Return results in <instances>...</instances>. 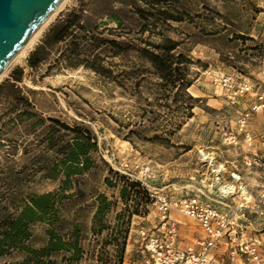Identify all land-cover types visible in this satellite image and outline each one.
<instances>
[{
	"label": "rangeland",
	"instance_id": "374dc122",
	"mask_svg": "<svg viewBox=\"0 0 264 264\" xmlns=\"http://www.w3.org/2000/svg\"><path fill=\"white\" fill-rule=\"evenodd\" d=\"M69 6L95 14L132 53L131 68L123 75L112 98L98 105L84 135L73 141L81 142L90 133L96 140L99 155L109 167L130 182L139 184L152 200L145 209H139V212H147L146 217H134L131 221L125 253L126 256L129 247L130 263L144 262L138 233L141 229L151 230L156 226L158 213L154 205L157 199L172 203L183 198H196L206 207L226 216H236L237 237L243 234L255 246L264 264V173L246 168L242 161L246 156L264 161V112L255 115L250 123L249 131L254 138L251 147L237 134V120L244 111L251 110L255 103V90H251L257 88L264 75V0H180L177 7L183 14V23H169V27L155 24V28L152 23L148 25L144 39L164 34L180 44L178 52L191 62L189 80L192 87L188 94L195 102L187 103V106L194 107L192 119L177 117V124L183 123L184 126L169 144L135 141L134 146L114 136L113 130L118 127L110 119V114L122 112L125 116L119 120L127 121V112H131L136 103L123 90L131 86V74L144 66L139 61L141 47L137 40L142 38L140 28L133 23L118 26L112 22L101 0H72ZM61 16L59 12L55 21ZM153 40L159 41L158 38ZM227 84L232 88L227 89ZM243 85L251 90L242 101H237L234 94ZM144 99L152 101L153 98L144 95ZM65 146L27 176H15L3 169H0V175L18 185H27L22 190L24 194L41 196L52 193L59 184L42 177ZM217 177H220L219 182ZM99 192L105 194L110 203L118 204L113 208L110 220L126 209L119 202L117 191L101 188ZM222 197L235 200V205L218 210ZM179 231L180 235L205 238L195 226H181ZM114 239L115 236L106 232L101 236H90L87 244L99 252L104 242ZM35 241L37 246L44 243L41 229L36 230ZM112 249L107 247L103 255L102 260L107 264H115ZM95 256L94 260H99L100 255ZM237 257L242 264H251L245 257Z\"/></svg>",
	"mask_w": 264,
	"mask_h": 264
},
{
	"label": "trees",
	"instance_id": "16d2710c",
	"mask_svg": "<svg viewBox=\"0 0 264 264\" xmlns=\"http://www.w3.org/2000/svg\"><path fill=\"white\" fill-rule=\"evenodd\" d=\"M109 19L118 26L133 23L140 28L138 44L142 68L131 74L132 84L123 91L136 103L128 111L110 114L117 125V139L135 145L160 142L169 144L184 126L177 117L192 119L195 101L189 96L191 62L178 52L180 44L164 34L148 33L149 24L169 27L183 23L180 0H101ZM119 8V9H117ZM153 38H158L154 42ZM152 97V101L144 99ZM121 106V105H120ZM117 108V107H115ZM118 117V118H116ZM96 140L89 133L81 142L65 146L43 179L58 183V189L41 196L24 194L27 185H18L0 175V261L4 264H107L102 258L113 247L115 264H123L129 227L134 217L151 204L149 194L139 185L113 171L99 155ZM100 187V188H99ZM117 191L126 208L109 219L118 204H112L99 190ZM133 204V207L130 205ZM133 209V212H130ZM114 224L113 227H110ZM44 243L36 245V230ZM111 233L116 239L104 242L102 249L88 245L90 236ZM99 254V260L95 255Z\"/></svg>",
	"mask_w": 264,
	"mask_h": 264
},
{
	"label": "bare ground",
	"instance_id": "6f19581e",
	"mask_svg": "<svg viewBox=\"0 0 264 264\" xmlns=\"http://www.w3.org/2000/svg\"><path fill=\"white\" fill-rule=\"evenodd\" d=\"M63 0L34 29L27 69L41 82L56 80L57 106L46 122L7 97L0 83V169L27 176L61 147L80 139L99 104L109 101L129 71L132 53L95 14ZM62 13L61 19L55 17Z\"/></svg>",
	"mask_w": 264,
	"mask_h": 264
},
{
	"label": "built area",
	"instance_id": "2783aa9c",
	"mask_svg": "<svg viewBox=\"0 0 264 264\" xmlns=\"http://www.w3.org/2000/svg\"><path fill=\"white\" fill-rule=\"evenodd\" d=\"M225 87L232 88L229 84ZM248 89L247 86H240L234 94L235 99L242 101L251 90ZM253 90L255 103L250 111H244L237 120L238 137H242L248 147L254 142L249 131L250 123L255 115L264 112V75L257 88L251 91ZM242 161L246 168L264 173L263 160L246 156ZM216 179L217 182L220 181V177ZM154 206L158 213L156 226L151 230L141 229L138 233L143 248V264H215L209 257L221 243L232 247L230 249L232 257L240 255L251 264H262L255 246L248 242L243 234L237 237L239 226L235 220L236 216H226L204 206L196 198H183L172 203L159 198ZM241 209L242 207L238 208L237 212ZM181 226L197 227L204 233L205 240L181 249L179 246Z\"/></svg>",
	"mask_w": 264,
	"mask_h": 264
},
{
	"label": "water",
	"instance_id": "95a60500",
	"mask_svg": "<svg viewBox=\"0 0 264 264\" xmlns=\"http://www.w3.org/2000/svg\"><path fill=\"white\" fill-rule=\"evenodd\" d=\"M63 0H0V83L6 96L19 99V107L40 123L51 118L57 106L56 80L41 82L30 75L28 43Z\"/></svg>",
	"mask_w": 264,
	"mask_h": 264
},
{
	"label": "crops",
	"instance_id": "0c3cea01",
	"mask_svg": "<svg viewBox=\"0 0 264 264\" xmlns=\"http://www.w3.org/2000/svg\"><path fill=\"white\" fill-rule=\"evenodd\" d=\"M223 200H221V203H218V210H222L223 208L235 205V200H224V198L222 197ZM236 206H244V204H236ZM205 239V238H204ZM203 238H195L194 236H190V235H180V242H179V246L181 249H185L189 246H194L196 243L198 242H202L204 241ZM130 243V240H129ZM232 247L220 244L217 246L216 250L214 252L211 253L210 255V260H212L215 264H222L223 262L227 261V264H242V262L239 260V258L236 257H232L231 256V251L230 250ZM130 259L131 257H129V247L127 250V254L125 256V264H131L130 263Z\"/></svg>",
	"mask_w": 264,
	"mask_h": 264
}]
</instances>
